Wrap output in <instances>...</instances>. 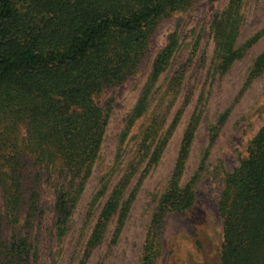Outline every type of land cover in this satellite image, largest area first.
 Here are the masks:
<instances>
[{
	"label": "trees",
	"instance_id": "16d2710c",
	"mask_svg": "<svg viewBox=\"0 0 264 264\" xmlns=\"http://www.w3.org/2000/svg\"><path fill=\"white\" fill-rule=\"evenodd\" d=\"M198 1L0 0V264H40L44 189L55 196L58 239L70 232L75 210L100 157L112 112V101L101 107L95 96L134 74L163 17L185 12ZM247 2L229 0L214 15L213 75L227 73L264 36L262 27L242 41ZM179 40V32L174 31L156 55L121 135L114 165L103 177L92 205L109 192L113 174L124 162L123 145L136 120L145 116L150 120L134 157L108 194L79 264H87L93 250L104 243L115 216L111 243H116L135 196H127L131 183L141 166L145 172L160 161L172 135L177 121L165 129L167 116L179 98L185 75L169 78L159 95L156 85L172 66ZM263 71L264 51L253 62L250 80ZM203 99L204 94L185 128L175 166L157 201L142 264H157L165 216L186 212L195 203L201 169L189 181L182 180L200 125ZM225 119L226 113L219 117L216 130ZM248 153L246 160L226 174L217 204L223 224L219 264H264V127Z\"/></svg>",
	"mask_w": 264,
	"mask_h": 264
},
{
	"label": "rangeland",
	"instance_id": "374dc122",
	"mask_svg": "<svg viewBox=\"0 0 264 264\" xmlns=\"http://www.w3.org/2000/svg\"><path fill=\"white\" fill-rule=\"evenodd\" d=\"M228 1L200 0L185 12H173L163 17L149 40L146 57L134 74L122 84L106 87L95 96L96 103L101 107L112 101L100 157L75 210L71 230L63 239H58L55 228L54 193L44 189L43 207L46 211L40 264H79L109 192L134 157L149 116L136 120L132 126L123 145L126 150L122 157L124 162L118 163L107 195L92 205L94 196L100 189L103 177L114 165L121 135L149 79L156 55L167 45L168 37L174 31L179 32L180 47L169 71L162 75L156 86L159 87V95L169 78L184 73L181 93L169 111L165 129L173 121L177 123L160 161L145 172L144 166H141L131 183L127 196L134 193L135 196L129 204L125 224L116 243H111L117 221L115 216L104 243L93 250L87 264H142L146 234L157 201L175 166L183 133L202 94L201 121L182 180L183 183L189 181L201 169L200 176L196 178V200L186 212L169 213L163 219L162 247L157 264H219L223 224L217 204L225 188L224 179L227 173L240 165L241 160L249 157V146L264 127V71L252 80L249 78L254 60L264 51V36L227 73L213 75L210 72L214 51L211 24L216 12L222 10ZM246 18L242 41L264 27V0H248ZM185 99H189V103L183 106ZM228 108L230 111L226 112ZM224 113L225 122L216 130L218 119ZM20 131L25 134L23 126ZM92 206L93 213L87 222Z\"/></svg>",
	"mask_w": 264,
	"mask_h": 264
}]
</instances>
